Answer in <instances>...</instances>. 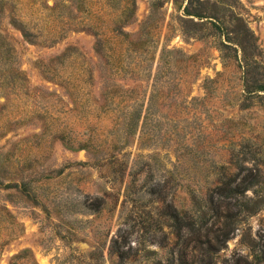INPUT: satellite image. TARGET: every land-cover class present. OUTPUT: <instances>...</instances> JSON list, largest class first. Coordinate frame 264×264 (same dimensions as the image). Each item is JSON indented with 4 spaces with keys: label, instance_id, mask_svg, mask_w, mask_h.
I'll list each match as a JSON object with an SVG mask.
<instances>
[{
    "label": "rangeland",
    "instance_id": "1",
    "mask_svg": "<svg viewBox=\"0 0 264 264\" xmlns=\"http://www.w3.org/2000/svg\"><path fill=\"white\" fill-rule=\"evenodd\" d=\"M188 2L0 0V264H264V0Z\"/></svg>",
    "mask_w": 264,
    "mask_h": 264
},
{
    "label": "trees",
    "instance_id": "2",
    "mask_svg": "<svg viewBox=\"0 0 264 264\" xmlns=\"http://www.w3.org/2000/svg\"><path fill=\"white\" fill-rule=\"evenodd\" d=\"M195 3L196 4V7L197 8H193V12L191 13H188V15H193L194 17H196L197 19L201 20L203 18H213V16H207L204 12L200 11L199 8H198V0H189L188 2V9L189 7L191 8L192 4ZM191 23H193L195 26H197L198 31H202V27H200V25H198L197 23H194L191 21ZM236 27L231 30V31H224V34L223 36H225L228 41H230L234 47H233V50L235 51H240L242 53L241 55V58L242 60L245 62V66L248 65V62H249V56H248V50H252V46L249 45V42H250V38L252 37L250 34V30L248 29L244 19L242 17H237L236 18ZM194 33H197V32H194ZM225 39V38H224ZM225 41L227 40H222V42H220V47H227L225 45ZM188 231H189V228L188 226H186ZM226 227V231L227 232H223L222 234H220L218 231H212L210 233H212V236H213V239H214V242L212 245L214 248H211V244H210V241L207 243L209 245V248L205 250V258L202 260V263L203 264H214V258L216 256V254L218 253V243L220 241L219 237H221V241H225L227 240L228 238H230V233L234 230H230L229 227L227 225H225ZM180 229H182V226H180V224L178 225L177 224V233H176V236L179 237L180 235Z\"/></svg>",
    "mask_w": 264,
    "mask_h": 264
}]
</instances>
